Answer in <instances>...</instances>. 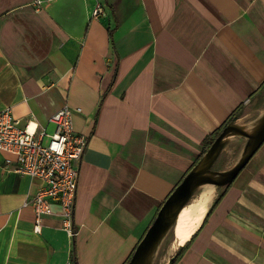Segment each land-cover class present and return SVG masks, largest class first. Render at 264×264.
<instances>
[{
  "label": "crops",
  "instance_id": "obj_1",
  "mask_svg": "<svg viewBox=\"0 0 264 264\" xmlns=\"http://www.w3.org/2000/svg\"><path fill=\"white\" fill-rule=\"evenodd\" d=\"M35 1L0 0V111L52 135L81 108L89 144L74 237L57 203L35 230L41 180L0 151V264H128L207 139L264 115V0ZM219 190L167 264H264V143Z\"/></svg>",
  "mask_w": 264,
  "mask_h": 264
},
{
  "label": "built area",
  "instance_id": "obj_2",
  "mask_svg": "<svg viewBox=\"0 0 264 264\" xmlns=\"http://www.w3.org/2000/svg\"><path fill=\"white\" fill-rule=\"evenodd\" d=\"M35 3L40 5L41 1ZM105 15L102 2L96 0L92 18ZM81 112V108L62 107L50 117L57 130L48 135L44 129L39 130L38 123L30 122L25 128L21 127L11 108L0 111V151L10 155L5 160L7 166L15 163L11 168L14 171L41 180L33 198L25 203L34 209L35 230H39L44 215L53 214V205L57 203L62 208L64 230L69 237L75 236L73 217L79 170L74 162L83 158L89 144L88 136L74 129V113ZM31 124L35 125L33 129H30ZM45 136L50 137L47 142H44Z\"/></svg>",
  "mask_w": 264,
  "mask_h": 264
},
{
  "label": "water",
  "instance_id": "obj_3",
  "mask_svg": "<svg viewBox=\"0 0 264 264\" xmlns=\"http://www.w3.org/2000/svg\"><path fill=\"white\" fill-rule=\"evenodd\" d=\"M234 137L248 140L243 155L229 169L215 170L216 162L227 148L229 140ZM263 143L264 115L252 130L236 123V119L228 124L162 205L155 221L137 245L128 264H153L155 255L177 222L180 212L192 200L198 189L203 185L222 188L231 184Z\"/></svg>",
  "mask_w": 264,
  "mask_h": 264
},
{
  "label": "bare ground",
  "instance_id": "obj_4",
  "mask_svg": "<svg viewBox=\"0 0 264 264\" xmlns=\"http://www.w3.org/2000/svg\"><path fill=\"white\" fill-rule=\"evenodd\" d=\"M252 129L251 127L250 130ZM215 191L214 185L201 186L192 200L182 209L177 222L168 233L169 236L171 233L175 237L171 248L176 249L191 238L202 222Z\"/></svg>",
  "mask_w": 264,
  "mask_h": 264
},
{
  "label": "rangeland",
  "instance_id": "obj_5",
  "mask_svg": "<svg viewBox=\"0 0 264 264\" xmlns=\"http://www.w3.org/2000/svg\"><path fill=\"white\" fill-rule=\"evenodd\" d=\"M248 140L241 137H234L229 140L227 148L224 150L219 162L214 167L217 171L227 170L232 167L243 155L245 150V142ZM215 187V195L220 191L218 187ZM214 199V197H213ZM212 199V200H213ZM212 202V201H211ZM174 235L170 233L165 240L162 242L158 253L155 255L153 264H167L169 257L173 254L174 249L171 248L174 241Z\"/></svg>",
  "mask_w": 264,
  "mask_h": 264
},
{
  "label": "trees",
  "instance_id": "obj_6",
  "mask_svg": "<svg viewBox=\"0 0 264 264\" xmlns=\"http://www.w3.org/2000/svg\"><path fill=\"white\" fill-rule=\"evenodd\" d=\"M225 128V127H224ZM223 128V129H224ZM222 129V130H223ZM222 130L218 133V135L222 132ZM218 135H216V136H213V137H209V139H207V141H206V145H205V151H204V154L206 153V151L208 150V148L211 146V144L214 142V140L216 139V137L218 136ZM179 255V254H178ZM178 255H177V257H178Z\"/></svg>",
  "mask_w": 264,
  "mask_h": 264
}]
</instances>
